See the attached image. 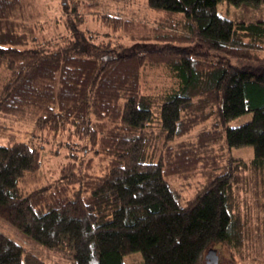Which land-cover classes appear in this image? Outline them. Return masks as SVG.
Masks as SVG:
<instances>
[{
	"label": "trees",
	"instance_id": "1",
	"mask_svg": "<svg viewBox=\"0 0 264 264\" xmlns=\"http://www.w3.org/2000/svg\"><path fill=\"white\" fill-rule=\"evenodd\" d=\"M223 1L264 3L147 0L160 13L151 26L97 14L115 33L134 39L143 26L142 39L163 42L143 47L78 31L97 0H62L72 19L50 38L31 22V0H0V118H32L91 155L71 152L78 159L53 182L24 193L19 183L41 168L42 150L11 134L0 143V217L75 264H128L138 251L141 264H201L213 245L241 254L263 240L264 19L223 16ZM153 70L162 76L154 85ZM248 111L252 119L227 125ZM224 131L229 148L252 145L253 156L218 151ZM196 173L206 183L182 200L169 176ZM0 264L51 263L0 231Z\"/></svg>",
	"mask_w": 264,
	"mask_h": 264
},
{
	"label": "rangeland",
	"instance_id": "2",
	"mask_svg": "<svg viewBox=\"0 0 264 264\" xmlns=\"http://www.w3.org/2000/svg\"><path fill=\"white\" fill-rule=\"evenodd\" d=\"M31 5H29L28 10L31 18V22L40 25L39 34L43 35L41 37H60L66 31V24L68 25L71 21V17L67 12L69 6L63 4L62 0H31ZM85 22L78 28L79 32L86 33V36L92 35L94 41L98 38L107 39L112 37L114 34L116 39L124 41L126 44H141L143 47H149L151 45H156L157 43L163 44V42L148 39L144 40L141 38L145 33L150 31L147 28H142L141 26L136 33V38H132L131 35H127L123 31L113 32L108 27H103L101 22L96 17L98 13L109 12L112 14L119 13L126 18H132L137 21L146 22L150 26L154 23L160 13L149 7L147 0H97L96 5L93 8L86 7ZM94 10V11H93ZM218 12L226 17H231L232 19H245L248 21H253L257 19H264V3L262 4H251L243 2L240 5L228 4L226 1L220 2L218 6ZM58 16L61 21H58ZM114 39V40H116ZM200 47L199 45L192 46L193 49ZM205 49L204 47L201 49ZM264 56V50L261 52ZM244 63L246 61H240ZM159 71H148L147 82L154 85L160 75ZM5 76V71L0 68V85L2 84L3 77ZM252 119V112L248 111L245 114L236 116L234 119H230L227 123L228 126H235L243 124L246 121ZM0 123H2V130L0 131V143L5 144L8 142L9 136L12 134L17 139H22L28 141L33 146H41L42 150V166L39 170L32 173H27L21 180L20 188L24 193L33 191V189L44 188L50 182H53L60 174V168L71 158V152L76 155H81L84 158H88L90 153H82L80 148L81 140L76 138H71L66 133L65 135H55L50 134L46 130H40L35 126V122L32 118L30 119H15L13 117L0 118ZM213 119L209 121H204L198 124L196 127L190 130V133L179 137V139H195L202 129L212 127ZM179 139L174 140V142L179 141ZM222 143L215 145L214 147L221 152H231L233 155H241L246 160L250 159L253 154L252 145L231 147L229 148L226 141V132L224 131L221 136ZM75 149L74 151V148ZM78 159V158H74ZM168 181L170 185L177 190L181 195V199L185 200L192 197L200 187H203L207 181V177L202 175V173H196L192 176L184 177L172 175L169 176ZM0 231H3L10 238L19 242L22 246H25L29 250L37 253L41 258H43L47 263L51 264H75L71 257H63L56 254L54 251L45 247L40 241L32 238L24 230H20L15 225L9 223L7 220L0 217ZM263 240H254L252 244L246 248L241 254H232L231 250L223 245H213L209 249H215L214 255L218 256L217 264H264V243ZM208 251V249H207ZM207 254V252H206ZM205 254V255H206ZM125 262L128 264H141L144 259L140 251L127 254L125 257ZM210 258L205 257L201 264H209Z\"/></svg>",
	"mask_w": 264,
	"mask_h": 264
},
{
	"label": "water",
	"instance_id": "3",
	"mask_svg": "<svg viewBox=\"0 0 264 264\" xmlns=\"http://www.w3.org/2000/svg\"><path fill=\"white\" fill-rule=\"evenodd\" d=\"M214 253H215V249L208 248L207 254L205 256L210 258V260L208 261L209 264H217L218 262L219 257L217 255L215 256Z\"/></svg>",
	"mask_w": 264,
	"mask_h": 264
}]
</instances>
